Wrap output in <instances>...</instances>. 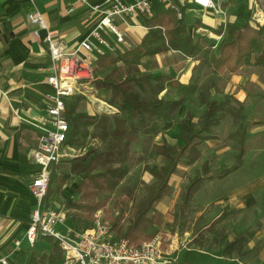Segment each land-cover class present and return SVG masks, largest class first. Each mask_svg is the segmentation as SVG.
<instances>
[{
    "label": "trees",
    "instance_id": "trees-1",
    "mask_svg": "<svg viewBox=\"0 0 264 264\" xmlns=\"http://www.w3.org/2000/svg\"><path fill=\"white\" fill-rule=\"evenodd\" d=\"M250 21L247 17L242 23H228L216 29L206 27L220 36L218 41H208L195 34L198 27L191 31L183 16L179 18L174 9L166 8L146 20L148 30L134 49L100 57L96 64L103 70V75L94 86L109 94L106 101L117 112L90 114L80 110L83 95L74 94L66 99L64 116L70 128L64 147L81 153L76 157L62 158L53 165L45 203L59 194L71 179L77 178L79 201L67 205L68 220L72 225L80 230L88 229L93 225L95 213L102 210L104 220L111 225L116 238H128L134 242L150 240L154 236V233H148L152 223L150 214L170 193V180L178 172L179 165L184 159L190 164L195 163L201 155V146L218 138L219 125L230 116L234 128L229 138L239 146L236 163L223 166L218 174H212L209 162L205 161L200 171L188 178L177 205L176 226L179 219L185 218L195 194L206 181L224 179L243 164L248 134L247 108L231 94L218 97L219 90L214 81L207 84L200 83L199 79L202 73L233 74L254 67L264 70V25H253ZM167 51H175L198 62L187 84L169 75H155L141 69L144 57H155ZM194 98L203 106V112L196 117L194 112L188 111L179 120L175 143L162 139L152 145L141 161L161 157L162 163H145L144 169L152 180L143 183L144 192L134 204L131 216L126 218L123 209L115 214L116 206L109 208V200L131 172L133 144L142 133L156 137L170 130L182 106ZM224 218H218L209 227L212 242L221 248L223 259H236L237 262L232 264H238V259L257 250L256 245L249 247L254 234L248 229L241 230L230 239L229 234L218 226ZM200 231L201 228H197L195 234ZM195 234L190 242L203 246V235ZM38 240L48 242L50 251L41 252L35 245L30 246L21 254L24 264H60L63 261L64 253L55 239L40 236ZM174 264L191 263L177 260Z\"/></svg>",
    "mask_w": 264,
    "mask_h": 264
},
{
    "label": "crops",
    "instance_id": "crops-1",
    "mask_svg": "<svg viewBox=\"0 0 264 264\" xmlns=\"http://www.w3.org/2000/svg\"><path fill=\"white\" fill-rule=\"evenodd\" d=\"M88 1L92 4H100L104 0ZM123 1L131 3L134 0ZM75 2L76 0H37L36 2L49 29L68 46H74L83 40L100 18L99 14H92L88 6L82 4L75 5L70 11ZM222 2L225 11L223 14L203 8L194 0H170L168 4L156 0L153 10L154 14L166 8L180 12L188 28L193 31L198 27L195 34L208 41L211 37H215L217 41L220 39V36L210 29L225 27L228 23H242L247 17H250L253 25H264V0H222ZM32 9L33 6L28 0H0V255H11L12 264H24L25 260H21V254L27 252L30 247L25 234L36 205L30 185L39 170L32 151L36 148L40 134L37 125L42 124L47 106L45 94L53 91L52 87L44 82L51 66L48 45L34 36V28L27 17ZM148 18L150 17L127 15L115 19L116 25L124 34V41L117 45V53L130 51L141 43L148 30L145 23ZM45 34L46 31L41 32L42 36ZM169 58L172 61H169ZM144 61L157 63L152 74L169 75L183 84L190 81L193 68L198 64L175 51L163 52L154 58L144 57L142 63ZM244 69L247 68L238 71L237 78L248 84L249 79L253 77L252 82L259 83L256 74L251 76L249 73L240 74ZM244 87L245 85L240 86L241 90L227 94L233 95L248 107L247 91ZM249 121L248 118L247 124ZM257 137L260 142L256 147L260 149L263 145L260 150H264V135ZM257 164H259L258 160L255 165ZM258 173L260 175L257 177L254 175L251 180L237 181L229 190L231 199L228 205L233 203L238 209L251 206L256 213L252 222L245 228L250 230V225L258 228L250 230L254 237L249 242V247L253 248L256 245L255 240L261 241L258 251L249 257L238 259V264H256L259 260L264 264V169L258 170L256 174ZM259 203L260 208H258ZM165 204V202L160 204L158 209L163 210ZM171 205L173 201L172 204L170 202L167 204V210ZM60 210L67 211L64 208ZM17 240L22 243L20 250L15 251ZM40 242L45 244L38 251L49 252L50 244L45 241ZM220 250L221 248L218 247L215 251L221 253ZM180 254L177 255L178 260ZM219 257L222 256L218 255L217 260H220ZM222 260L227 261L223 258Z\"/></svg>",
    "mask_w": 264,
    "mask_h": 264
},
{
    "label": "built area",
    "instance_id": "built-area-1",
    "mask_svg": "<svg viewBox=\"0 0 264 264\" xmlns=\"http://www.w3.org/2000/svg\"><path fill=\"white\" fill-rule=\"evenodd\" d=\"M33 9L28 13V20L33 26V34L48 45L51 66L44 82L52 87V92L45 94L47 106L41 125L36 148L32 151L39 170L30 185L36 205L31 214V221L25 234L30 246L35 245L40 236L51 237L59 243L64 253L60 264H174L178 251L187 248V243L178 235L169 233L156 234L150 240L141 242L128 238L118 239L112 229L96 216L93 225L84 231L69 224L68 213L54 210L47 206L45 197L50 187L52 166L62 158L78 156L81 151L64 147L70 128L64 114L66 98L79 92L99 104L106 113L114 114L117 109L95 98L94 82L103 75L96 61L107 53H117V45L124 41V34L115 23L117 17H151L156 0H104L92 4L88 0H76L77 4L88 6L92 14L100 18L90 33L74 46L66 45L49 29L44 15L38 10L37 0H28ZM168 4L170 0H157ZM203 8L213 9L223 14L222 0H194ZM181 18V13L178 12ZM42 31H46L44 36ZM112 39L114 41H112ZM22 241L15 242V251L20 250ZM0 264H12L11 255L1 256Z\"/></svg>",
    "mask_w": 264,
    "mask_h": 264
},
{
    "label": "rangeland",
    "instance_id": "rangeland-1",
    "mask_svg": "<svg viewBox=\"0 0 264 264\" xmlns=\"http://www.w3.org/2000/svg\"><path fill=\"white\" fill-rule=\"evenodd\" d=\"M213 40L217 39L215 37H211L209 39V41ZM168 60L172 61L171 58ZM156 65L157 63L155 61H153V63L144 61L141 64V69H143L144 72L153 73ZM243 73H249L250 76L256 74V76H258L259 83L252 82L253 77L249 79L248 84L247 82L245 83V81L242 82L240 78H237L239 72L236 74L224 72L221 73V75H208L206 73H202V77L199 79V82L208 84L211 80L214 81L217 85V89L219 90L218 97H222L223 94H227L232 91L237 92L238 90H241L240 86L245 85L244 90L247 91V100L249 104L248 107L245 103L244 105L248 109V118L250 121L248 124L246 123L248 127V134L246 139L247 144L245 143L246 149L243 157V162H245L244 166L236 172L230 174L224 180L215 178L206 181L204 187L195 194L191 207L187 211L185 218L181 220L179 219L177 225H174V219L176 216L175 213L179 210L177 205L180 201L183 186L187 183L188 178L194 176L197 171H200L205 161L209 162L212 174H218L223 166L230 167L236 163V154L238 153L239 146L236 142L229 138V133L234 128V125L232 118L227 116L218 127L217 132L219 137L216 140L208 141L201 146V155L199 159L192 164L188 163L186 159L181 162L178 172L170 180V193L156 205V209L150 214L152 217V223L148 233H154V235L159 233H169L172 235H178L180 238L188 241L187 248L178 251L181 253L180 261L182 262H189L191 264H230L237 262L236 259H232L230 263L228 260L225 262L222 260V257H219L220 260H217L216 257L221 255V253L215 251L219 246L213 244V234L209 231V227L214 224L218 218L225 216L223 221L218 226L223 228L222 230L229 234V236L231 235L230 238H233L239 231L243 229L245 230L246 226L252 222V219L256 214L253 212L251 206H248L246 209H238L233 203L228 205L231 199L229 191L230 186L236 184L237 181L251 180L254 175L255 177L260 175V173L256 174L258 170L261 171L264 169V150H260L263 145L260 146V149L256 147L257 143L260 142L257 136L260 135L261 137L264 135V70L261 68H247L240 74ZM76 94H79V92ZM108 95L109 94L106 92L98 91L97 89L94 91L95 98L102 102H107L106 98ZM80 110L88 111L90 114H109L106 113L105 109H102L101 106L99 107V104L91 100L89 95L87 97L86 95L84 96V101L80 104ZM188 111L194 112L196 117H199L203 112V106H201L198 100L194 98L182 106L178 117H176L173 127L170 130L156 137L142 133L140 138L133 144L132 158L130 161L131 172L124 178L115 194L112 195L109 200V208H114L116 206L114 209L115 214H117V211L123 209L125 211L126 218L131 216L134 204L140 199L144 192L143 183H149L152 180L151 175L144 169L145 163H162L161 157H155L144 161H141V158H145L152 145L160 143L162 139H166L170 143H175L177 141L176 136L179 133V120L183 118ZM257 160L259 164L256 166L255 164L257 163ZM78 180L79 179L77 178L71 179L63 187L59 194L50 198L47 206L57 211L64 208L69 213L67 205L78 202L80 198V195L76 192ZM172 201L173 205H171V207L167 210V204H169V202L172 204ZM164 202L166 204L164 205L165 207L163 210L158 209V206L160 204L162 205ZM260 207L261 204L259 203L258 208ZM96 216H100L102 220H104L102 210H98L95 213L94 220L96 219ZM181 222L184 223L181 225ZM69 224L71 223L69 222ZM106 224L109 227L111 226L108 222H106ZM250 227L251 230L252 228L255 229L257 226L250 225ZM260 227H262V225ZM197 228H201V231L200 233L195 234ZM257 229L258 228H256V230ZM194 234L197 236H200V234L203 235V246L198 243L192 244L190 242ZM255 242L257 246L256 251H258L261 241L255 240ZM138 243L140 244L141 242ZM44 244L45 243L38 240L35 243V248L37 250H41V248L44 247ZM252 254L253 253L245 257H249ZM177 260L178 257L176 261ZM256 264L262 263H260L259 260Z\"/></svg>",
    "mask_w": 264,
    "mask_h": 264
}]
</instances>
